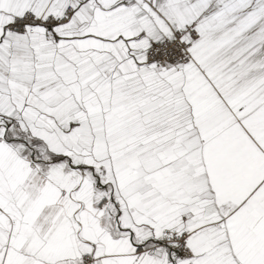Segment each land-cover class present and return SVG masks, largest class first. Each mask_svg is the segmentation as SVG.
Wrapping results in <instances>:
<instances>
[{
	"label": "snow or ice",
	"instance_id": "6c2138e0",
	"mask_svg": "<svg viewBox=\"0 0 264 264\" xmlns=\"http://www.w3.org/2000/svg\"><path fill=\"white\" fill-rule=\"evenodd\" d=\"M0 264H264V0H0Z\"/></svg>",
	"mask_w": 264,
	"mask_h": 264
}]
</instances>
